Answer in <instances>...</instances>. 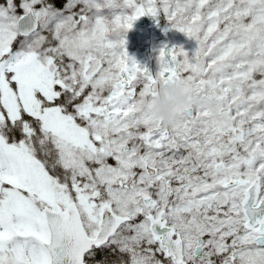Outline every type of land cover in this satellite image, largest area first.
Returning <instances> with one entry per match:
<instances>
[{"label":"snow or ice","instance_id":"snow-or-ice-1","mask_svg":"<svg viewBox=\"0 0 264 264\" xmlns=\"http://www.w3.org/2000/svg\"><path fill=\"white\" fill-rule=\"evenodd\" d=\"M142 15L194 46L149 71ZM0 264H264V0H0Z\"/></svg>","mask_w":264,"mask_h":264},{"label":"clouds","instance_id":"clouds-1","mask_svg":"<svg viewBox=\"0 0 264 264\" xmlns=\"http://www.w3.org/2000/svg\"><path fill=\"white\" fill-rule=\"evenodd\" d=\"M148 107L152 117L172 128L180 127L181 115L189 107L204 108L212 115L220 110L218 102L192 91L176 79L161 80L148 100Z\"/></svg>","mask_w":264,"mask_h":264},{"label":"rangeland","instance_id":"rangeland-1","mask_svg":"<svg viewBox=\"0 0 264 264\" xmlns=\"http://www.w3.org/2000/svg\"><path fill=\"white\" fill-rule=\"evenodd\" d=\"M158 21L159 19H154L149 15L139 16L124 33V46L128 55L144 65L145 52H147L152 57L153 72L157 68L156 50L162 43L178 44L189 51L194 46L191 38L176 29L166 27V22L162 18L160 23Z\"/></svg>","mask_w":264,"mask_h":264},{"label":"water","instance_id":"water-1","mask_svg":"<svg viewBox=\"0 0 264 264\" xmlns=\"http://www.w3.org/2000/svg\"><path fill=\"white\" fill-rule=\"evenodd\" d=\"M167 45H172L170 42H167L166 43ZM145 63H144V66L149 70V71H152L151 69V57L147 54V52L145 53Z\"/></svg>","mask_w":264,"mask_h":264},{"label":"trees","instance_id":"trees-1","mask_svg":"<svg viewBox=\"0 0 264 264\" xmlns=\"http://www.w3.org/2000/svg\"><path fill=\"white\" fill-rule=\"evenodd\" d=\"M160 22H161V19H159L158 23H160Z\"/></svg>","mask_w":264,"mask_h":264}]
</instances>
